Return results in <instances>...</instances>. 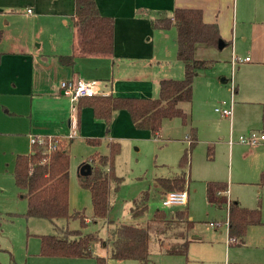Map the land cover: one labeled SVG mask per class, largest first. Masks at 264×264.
I'll return each instance as SVG.
<instances>
[{
  "label": "rangeland",
  "instance_id": "rangeland-1",
  "mask_svg": "<svg viewBox=\"0 0 264 264\" xmlns=\"http://www.w3.org/2000/svg\"><path fill=\"white\" fill-rule=\"evenodd\" d=\"M235 2L238 3V11L235 9L237 24L232 22L231 25V10H224L227 0L222 2L220 16L225 29L233 33L230 38L232 44L221 50L202 45L204 48L198 50V55L203 60L214 61V66L201 70L195 78L192 107L182 104L192 113V125L197 127L199 134V142L189 152L188 163L182 168V158L189 143L185 140L188 127L180 119L167 120L158 138L152 136L147 140L122 143L121 152L116 157V173L122 178V183L121 189L112 193L113 209L109 216L112 228L121 223L144 227L159 209L168 217L188 209L195 224L192 235L202 238L190 243L187 256L161 253L160 245L154 239L150 264L264 263V186L259 185L264 171V143L243 145L238 142L242 135L264 130V63H232L233 54L240 58H257V40L264 36V23H261L264 22V0ZM223 78L226 79L224 83L221 82ZM235 87H238V92H235ZM224 101H233L232 119L222 118L215 111ZM2 104L3 100H0V146L3 148L0 156V264H99L96 258H48L39 255L41 241L38 235L54 233V225L45 219L24 216L27 200L22 195L25 192L16 186L12 165H7L13 150L11 143H18L15 149H27L24 138H13V132L26 127L28 107L16 103L18 110L13 111L10 106L4 110ZM9 108L11 112L6 113ZM84 153L86 149L81 146L73 151L74 156ZM76 164L74 158L70 198L77 204V210L85 211L91 218L90 192L81 186ZM176 175H185L187 179L189 205L163 207L156 180ZM210 181L227 183L229 197L240 199L245 207L261 206L262 222L249 227L245 246H230L227 208H219L207 201V184ZM145 192L151 196L149 208L145 215L136 218L132 214L134 202ZM65 222L59 221L60 224ZM211 222L218 227H211ZM89 223L87 232L97 231L102 238L108 236L110 227L105 220L98 224ZM69 226L78 228L79 222L71 221ZM94 253L108 257V252L99 245L94 247ZM107 264L137 262L107 258Z\"/></svg>",
  "mask_w": 264,
  "mask_h": 264
},
{
  "label": "trees",
  "instance_id": "trees-1",
  "mask_svg": "<svg viewBox=\"0 0 264 264\" xmlns=\"http://www.w3.org/2000/svg\"><path fill=\"white\" fill-rule=\"evenodd\" d=\"M74 23L80 34V49L84 55H111L114 52L115 19L104 16L96 0H75ZM154 30L177 31V58L184 65V78L163 79L159 83L157 98L84 97L77 102V115L83 107H91L94 118L106 125V138L115 116L121 110L130 114L132 123L138 130H147L158 138L165 120L180 119L183 125L190 124L189 115L182 104H190L194 96V81L199 72L214 66V61L197 59V45L218 48L222 40L217 23L204 21L203 12L197 8H176L171 15H161L151 20ZM3 32L0 30V41ZM228 43L225 42V46ZM1 55V54H0ZM65 66H74L75 55L60 56ZM264 118V117H263ZM264 121V119H263ZM36 140L32 143V153L18 155L14 167L16 186L24 191L27 200L26 218L45 219L53 223L54 233L38 235L41 241L39 255L48 258H96L99 264H107V258L132 260L137 264H150L152 243L157 240L160 252L166 255L187 256L195 226L188 209L178 211L168 217L165 211L157 210L144 227L118 224L111 227L109 219L113 209L112 193L121 189L122 178L116 173V157L121 152L120 142L109 141V153L95 152L83 164L92 166V173L81 186L91 195L93 214L70 207V173L72 139H58L56 148L48 152L47 145ZM189 148L182 158V168L189 161V152L199 142L197 127H191L188 136ZM92 146H100L102 139H87ZM82 164V165H83ZM187 179L182 175L156 180V185L165 196L170 191L186 190ZM259 185L264 186V171ZM229 186L221 181L207 184V199L210 204L228 211L227 231L231 245H241L249 227L261 224L262 209L243 206L228 196ZM151 196L145 192L134 202L133 216L145 215ZM18 215V214H15ZM1 219V215H0ZM89 219V221H88ZM66 221L60 224L59 221ZM105 220L109 225L106 238L97 231L87 232L91 221L98 224ZM71 221H78V228H70ZM99 245L108 252V257L98 256L94 247ZM264 264V263H238Z\"/></svg>",
  "mask_w": 264,
  "mask_h": 264
},
{
  "label": "crops",
  "instance_id": "crops-1",
  "mask_svg": "<svg viewBox=\"0 0 264 264\" xmlns=\"http://www.w3.org/2000/svg\"><path fill=\"white\" fill-rule=\"evenodd\" d=\"M223 1L96 0L100 12L115 19L114 52L111 55H84L81 53L80 34L73 18L75 0H0V30L3 32L0 41V100H3L4 110L9 106L13 111L18 110L16 103L24 108L28 107L26 127L13 132V138H24L27 149H15L18 143H11L13 150L7 165H12L14 171L17 156L32 153V138L35 136L72 139L71 165L75 158L78 163L75 170L81 180L79 169L82 164L97 151L107 154L110 140L125 144L128 141L151 139L152 134L149 131L135 128L126 110L116 114L110 135L106 138V125L94 118L91 107H83L77 116H73L72 109L77 103L60 88L61 82L78 79L103 80L110 82L113 95L157 98L160 81L184 78V65L177 58V31L154 30L151 20L161 15H171L176 8L201 9L204 21L217 23L222 40L231 45L230 38L233 33L225 29L224 21L220 17ZM227 2L224 10H231V25L232 22L235 25V9L237 12L238 3L235 0ZM29 10L32 12L29 13ZM5 19L7 22L4 23ZM257 42V58L246 56L242 59L249 57V61L234 62L235 57H240L233 54V65L264 63V57H261L264 53V36ZM202 48V45L196 46L197 59L203 58L198 55V50ZM69 55L76 56L74 66H65L59 60L60 56ZM221 82H226V79L223 78ZM235 92H238V87H235ZM229 104L225 102V105ZM189 106L192 107V103ZM10 112L9 108L6 113ZM186 112L190 119L185 137L188 142L190 128L194 126L192 113L188 110ZM166 124L167 120L164 121L160 134ZM76 130L77 135L71 137L72 131ZM259 132L264 133V130ZM87 139H102L103 142L96 147L88 144ZM77 146L85 147L86 153L74 156L73 151H76ZM2 150L0 146V156ZM262 167L264 169V165ZM77 192L80 194L79 190ZM187 192L189 196V191ZM81 194L84 195L82 192ZM22 197L25 198L24 193ZM229 198L233 199L232 196ZM233 200L241 203L238 198ZM70 207L72 210L78 208L72 197ZM190 219L193 220V217L190 216ZM211 223V227H218ZM246 239L247 235L243 243L236 246H245ZM198 240L202 238L194 241ZM230 246L232 247L231 244Z\"/></svg>",
  "mask_w": 264,
  "mask_h": 264
},
{
  "label": "built area",
  "instance_id": "built-area-1",
  "mask_svg": "<svg viewBox=\"0 0 264 264\" xmlns=\"http://www.w3.org/2000/svg\"><path fill=\"white\" fill-rule=\"evenodd\" d=\"M29 13L32 10L28 11ZM250 58H234V62L249 61ZM60 88L70 97V99L77 103L80 98L84 97H107L112 94V87L110 82L103 80H68L63 81L60 84ZM73 116H77V104L72 109ZM215 111L222 117H227L232 119L233 116V101L229 105L222 103V106L217 107ZM77 135V130L72 131L71 137ZM36 140L35 137L32 138V143ZM39 142H43L47 145L48 152L54 149L58 145V139L53 136H37ZM261 141H264V133L252 131L247 135L240 136L238 142L243 145H257ZM188 192L184 191H170L162 198L163 207L169 206H186L188 203ZM212 226H216V223H211Z\"/></svg>",
  "mask_w": 264,
  "mask_h": 264
},
{
  "label": "water",
  "instance_id": "water-1",
  "mask_svg": "<svg viewBox=\"0 0 264 264\" xmlns=\"http://www.w3.org/2000/svg\"><path fill=\"white\" fill-rule=\"evenodd\" d=\"M225 42L224 40H221L219 42L218 48L224 49ZM80 176L82 177V180L85 181L88 176L92 173V166L90 164H83L79 169ZM201 237L198 235H192V239H200Z\"/></svg>",
  "mask_w": 264,
  "mask_h": 264
}]
</instances>
